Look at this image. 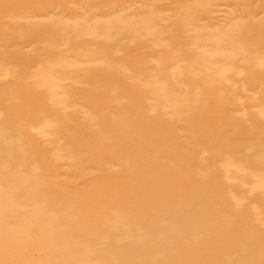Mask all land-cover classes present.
Listing matches in <instances>:
<instances>
[{
    "label": "bare ground",
    "instance_id": "bare-ground-1",
    "mask_svg": "<svg viewBox=\"0 0 264 264\" xmlns=\"http://www.w3.org/2000/svg\"><path fill=\"white\" fill-rule=\"evenodd\" d=\"M172 5L165 16L154 8L131 12L126 16L130 19L115 17L116 11L88 15L90 21L74 26L72 36L61 37L72 51V66L60 57L62 49L41 48L47 49L58 71L69 68L76 82L83 78L93 84L95 93L87 96L88 105H73L52 90L48 95L52 104L62 102L67 117L69 107L80 114L83 138L69 139V134L63 143L56 140L55 153L65 155L58 156L68 163L53 156L39 169L31 167V159L0 160V264H173V255L183 264L200 260L209 264L217 255L235 259L234 247L222 245L226 234L222 236L221 228L230 229L232 224L223 221L229 212L215 204L222 202V191L239 187L264 206L259 198L264 194V175L246 165L257 160L264 164V135L256 138L257 133L264 134V119L259 120L262 128L251 134L239 121L230 120L250 108V114L259 112L264 118V55L255 61L256 68L240 63L253 48L263 52L264 24L244 30L232 26L228 32L222 28L260 6L264 13V0H172ZM215 13L219 15L212 17ZM166 20L173 21L170 28L164 25ZM180 20L185 30L176 26ZM204 21L210 24L203 26ZM211 26L216 28L213 33L206 32ZM27 41L25 36L13 40L18 45ZM130 42L134 50L127 48ZM43 57L22 55L0 73V84L33 68L37 73L46 64L39 63ZM46 77L44 73L40 79L46 82ZM169 114L174 116L171 120L163 118ZM177 126L194 135L190 141L166 138ZM0 145L2 154L3 147L11 150L19 144ZM12 150L8 157L20 155ZM159 150L168 165L161 164ZM189 151L197 158L188 157ZM201 161L221 162L222 175L200 169ZM62 166L67 171H59ZM258 169L264 170V165ZM91 170L101 173L93 176ZM118 172L122 173L117 180L108 184L111 191H103L102 184H85ZM45 175L68 178L60 193L54 190L60 181L47 183ZM234 176L238 184L230 181ZM216 177L222 182L220 189L217 183L201 187L205 178ZM255 183V190L244 187ZM81 184L85 191L74 189ZM59 196L66 199L55 201ZM76 201L80 205L72 206ZM99 204L102 217L97 220H90V210L78 213ZM61 214L68 218L66 226L57 222ZM200 242L209 248L182 250Z\"/></svg>",
    "mask_w": 264,
    "mask_h": 264
},
{
    "label": "rangeland",
    "instance_id": "rangeland-1",
    "mask_svg": "<svg viewBox=\"0 0 264 264\" xmlns=\"http://www.w3.org/2000/svg\"><path fill=\"white\" fill-rule=\"evenodd\" d=\"M172 6V0H0V73L7 71L10 68V65L22 55H28L31 57L43 55L44 57L41 60L42 63H39H46L37 73H35L36 69L33 68L31 72L21 73L15 79L13 78L9 82L0 84V142L3 146H5L7 143L12 145L19 144L17 148H10L11 150L13 149L12 151L18 152L20 154H13V156L8 157L6 153L11 150L3 147V153L0 154V160L7 158L9 161H27L28 159H31V161H33L32 164L34 163L33 165L31 164V167L36 166L39 169H42V167L45 165L44 162L53 156L58 157L59 163H64L65 161L68 163L66 157L59 158L58 156L65 155H62L60 152L55 153V147L57 146L56 140H59L61 143H63L66 140V136L69 134H71L69 139L70 137L74 140L83 138V135H79L80 132L78 127L82 125V121L79 119L80 114L76 113L77 111L74 107H69V109L66 111L70 112V115L67 117L66 114H63L64 111L61 110L62 102L60 104H52L48 98V95L51 94L50 92L52 90V92L57 93L60 98H69L73 105L78 103H85L88 105L89 97L87 96H92L95 93L94 86L91 83H87L83 78L79 82H76V79L74 75L70 73L69 68L64 69V72L58 71L56 68L59 67L55 64L54 60H50L52 58L46 53L47 49L41 48L52 46L54 50L59 49L58 51H60V49H62V51H60V57L62 59L64 58L63 61L66 65L72 66L74 63V59H72L71 55L72 51L64 46L66 40L62 41L61 37L62 35H66V33L69 36H72L74 26L80 27L82 26L80 25L82 24L81 22L85 20L90 21L88 15H94L96 12L106 13L116 11L117 13H121H116L118 16L115 17L123 18L127 15H130L131 12L136 11L135 13H137V11L154 8L155 10H161L163 12L162 14L165 16L170 14V10L168 9H170ZM262 10V6H260L256 12H251L248 15L244 14L243 18L238 19L235 23L222 28L223 31L228 32L232 29V26L234 30L236 27H238L239 30H244L248 26L250 28L252 25L254 26L264 24V13L261 12ZM218 15L219 14L215 13V15L213 14L212 17ZM25 16H37V18H27ZM76 17L80 18L76 20ZM214 22L218 24L217 21ZM172 23L173 21L170 22V20H166L164 25L166 24V26L170 28ZM201 24L205 26L210 23L208 21H204L201 22ZM177 25L181 26L183 30L186 28L183 27L184 22L182 20H180L176 26ZM219 25H222V23ZM169 28H167V30ZM188 29L191 31L190 28ZM215 29V27L211 26L208 27L206 32L209 31L213 33ZM24 36L28 37V43L24 42L22 45H18V42L17 44L13 42L15 38L21 39L24 38ZM133 47L134 44L131 42L127 44L128 49ZM261 55H264V50L263 52L258 53V51L253 48L251 51L246 53L245 56H240V63L242 64V67L250 66L252 68V66L256 65L255 61ZM256 67L257 66H254L253 68ZM44 73L47 74L46 82L40 79V76H43ZM6 78L7 77H4V79ZM51 85H53V88H51ZM242 90L244 89H241V91ZM250 109L240 111L238 114L230 116V120L239 121L242 129L247 131L248 134H251V132L253 133L254 131H259L263 126L262 122L260 123L261 125H259V120L264 119L259 112L250 114ZM102 110L105 114L108 113L106 109ZM153 114L154 113L151 112V115ZM65 116L68 119H64ZM171 117L174 116L169 114L163 118H168V120H171ZM254 121L256 122L255 124ZM252 122L254 125L251 126ZM73 125L75 126L72 127ZM68 126L71 127L68 129ZM251 127H253V129ZM56 128V133H53L52 130H55ZM195 135L197 137L198 133ZM262 135L264 134H256L258 141L261 139ZM192 136L194 135H189L187 130H182L181 127L177 126V129L173 133L166 135V138L173 141L186 142L190 141V137ZM63 137H65L64 140H62ZM69 139H67V143H69ZM261 144L264 145V142ZM1 147L2 146L0 145V148ZM159 151L160 153H158V157H160L159 159L161 164L168 165L169 161L161 158V156H163L165 153L161 152L162 150ZM22 152H25V154L22 155ZM189 153L192 155L188 156L191 159L197 158L193 157L196 154L195 151H189ZM200 165V169L207 167V172L213 171L216 172L215 174L217 175H222L223 164L221 162L210 161L206 163L205 161H201ZM246 165L247 167H252L254 171L260 172L264 175V170L258 169L259 166L264 165L263 162H259V160H257L253 165ZM246 165H243V169H245ZM47 169L50 170V166H47ZM169 169L170 168L168 167L164 168V170ZM247 170L250 169L247 168ZM59 171L65 172L67 171V167L62 166ZM90 172L93 174V176L99 175L101 173H97L96 171L92 170ZM46 173L48 174L47 171H45V174ZM120 173L122 172H118L117 175L115 173L105 179H100L99 182L96 180L93 181V183L86 182L85 184H92L91 186L102 184L103 191H111V187L108 184L113 180H117V176L120 175ZM44 179H46L47 183L59 180L60 182L55 185L54 190H57V192L60 193L59 189H63L64 187L63 181L67 180L68 178L60 176L58 179H56L55 177H47V175H45ZM205 179L208 181V178ZM211 179L208 182H206V180L203 181L205 183H203L201 187L213 188V184L217 183L216 187L220 189L222 182L217 180V177L216 180L214 178ZM229 179L231 182H235L237 184L239 182V179L235 176ZM257 184H245L244 187L246 186L256 189L255 186ZM86 185L81 184L74 189L79 190V192H83L85 191ZM36 193L40 194V192ZM42 194L44 193L42 192ZM222 194L224 195V197H221L222 202L216 203L215 205H219L217 207L219 209L226 207L229 213L228 215H225L226 217L223 218V221L227 223L230 221L232 222L230 229L223 227L221 228L224 231L222 232V236L226 234L224 238L226 240L222 241V245L233 246L234 251L237 253L234 252L236 255L235 259L218 255L214 256L211 263L209 264H264V226L262 224L263 222L260 221L264 220V206L262 205V202L258 201L257 197L253 199L250 191H244V189L239 187L234 189L232 192H230L228 188L224 192L222 191ZM233 198L238 199L239 203L236 204L233 201ZM259 198L261 201H264V194H262V196ZM64 199H66L64 196H59L55 199V201H62ZM208 203H210V200ZM79 205L80 202L78 201L72 204L74 207ZM101 207L102 206L99 204V207L96 209L91 210V208H88L86 210V206L84 210H78V213L84 215L86 212H88V210H90L88 212L89 217H91L90 220H97L102 217ZM60 216L61 217L57 220L58 224L66 226V220H68V218H66L64 214H61ZM245 219L246 221H244ZM246 225L249 227H246ZM229 233H231L233 236L232 241L230 238H228ZM220 237L221 235L218 238ZM230 242L232 244H230ZM208 248V245L200 242L198 245L186 246V248L182 250L200 251ZM32 258L37 261L40 260L38 256H33ZM172 263L183 264V260L179 259L176 255H173ZM188 264H191V262ZM194 264H208V260H200L198 263Z\"/></svg>",
    "mask_w": 264,
    "mask_h": 264
}]
</instances>
